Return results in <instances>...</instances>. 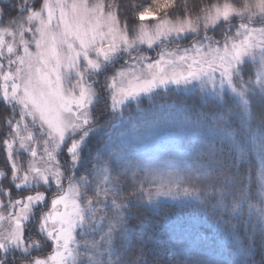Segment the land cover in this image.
<instances>
[{"label": "snow or ice", "instance_id": "snow-or-ice-1", "mask_svg": "<svg viewBox=\"0 0 264 264\" xmlns=\"http://www.w3.org/2000/svg\"><path fill=\"white\" fill-rule=\"evenodd\" d=\"M0 147V264H264V0H0Z\"/></svg>", "mask_w": 264, "mask_h": 264}, {"label": "trees", "instance_id": "trees-1", "mask_svg": "<svg viewBox=\"0 0 264 264\" xmlns=\"http://www.w3.org/2000/svg\"><path fill=\"white\" fill-rule=\"evenodd\" d=\"M187 3L192 5L198 2L197 0H190ZM255 113L258 114V112ZM258 119L259 116L257 115L254 123ZM211 141L212 137L209 136L206 142L210 143ZM182 142L176 143L173 147L179 150L187 145L188 140L185 143ZM253 163H255L254 160ZM165 211L168 212L170 219L179 221L181 227L190 233L188 252L192 257L201 256L211 251L218 243L220 236L215 222L210 216L205 215L192 206L177 208L173 205H166L162 208L161 214Z\"/></svg>", "mask_w": 264, "mask_h": 264}, {"label": "rangeland", "instance_id": "rangeland-1", "mask_svg": "<svg viewBox=\"0 0 264 264\" xmlns=\"http://www.w3.org/2000/svg\"><path fill=\"white\" fill-rule=\"evenodd\" d=\"M187 1H190V0H187ZM137 2H139V0H137ZM182 2L183 0H177V3H182ZM197 2L199 3V0H197ZM181 45L183 46V42H181ZM168 47L171 48V47H174V45H168ZM141 48L142 50L145 51V53L148 56L152 58H156V53L160 51L159 47L154 48L152 50H148L147 46L143 45L141 46ZM163 98H164V93H161V95L156 98V102L159 103ZM168 99L169 100H177V99L183 100V97H177L173 94H168ZM254 112L259 113L260 109L254 106ZM128 127H129L128 125H123V126L117 127L116 129L112 131L113 144L115 146H119V144L121 143V140L127 141L131 139L132 134L128 131H125V129ZM121 132H124L123 137L121 136ZM182 141L185 143L187 140L181 138V136L174 129H170L168 131H163L159 133V142H162L166 145L174 146L176 143H180ZM0 171H6V168L4 167V149L2 147H0ZM0 187H4L5 189H7V183L0 181ZM4 199H6V197H4ZM33 255H36V253H33Z\"/></svg>", "mask_w": 264, "mask_h": 264}]
</instances>
